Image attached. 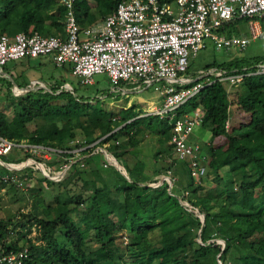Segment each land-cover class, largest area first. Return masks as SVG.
Segmentation results:
<instances>
[{
    "label": "trees",
    "instance_id": "obj_1",
    "mask_svg": "<svg viewBox=\"0 0 264 264\" xmlns=\"http://www.w3.org/2000/svg\"><path fill=\"white\" fill-rule=\"evenodd\" d=\"M120 1L76 0L80 27L103 20ZM65 15L61 0H0V33L64 35ZM240 20L224 32L234 35ZM257 61H213L205 71L215 69L214 78L243 74ZM3 73L0 99L12 103L14 115L0 110L1 135L59 149L93 145L61 176L49 177L38 165L15 170L0 165V188L7 185L3 174L24 171L35 183L58 185L52 204L37 207L42 189L35 187L33 210L0 216V257L27 249L22 264H264V76L246 75L238 85L218 79L182 106L180 112H204L192 139L208 155V171L197 181L188 161L181 160L185 173L177 164L167 119L143 115L136 104L109 108L110 90L80 81L81 88L65 85L60 77L44 88L27 80L19 84L14 76L25 92H6L3 86L12 82ZM148 133L160 144L144 154L154 160L152 173L140 156ZM13 150L4 161L36 158ZM39 162L59 174L65 158ZM30 168L42 179L28 174ZM78 182L82 187L75 189ZM33 228L35 239L29 237Z\"/></svg>",
    "mask_w": 264,
    "mask_h": 264
},
{
    "label": "built area",
    "instance_id": "obj_2",
    "mask_svg": "<svg viewBox=\"0 0 264 264\" xmlns=\"http://www.w3.org/2000/svg\"><path fill=\"white\" fill-rule=\"evenodd\" d=\"M61 4L66 9L64 35L0 33V68L10 61L51 57L59 67L70 65L73 76L82 85H94L98 75L106 74L114 91L124 95L128 91L122 88V83L145 81L148 88L162 82L161 86H156L162 102L156 107L152 104L146 115L169 121L174 154L189 162L191 174L197 181L204 177L208 171V155L203 153L201 143L192 139L194 130L203 123L204 112L201 108L180 112L182 106L218 79L238 85L244 82L246 75L264 76V58L248 73L214 78L213 69L192 78L186 74L190 56H196L207 47L206 39L219 50L239 51H244L253 41L264 40V0H121L101 23L87 28H81L78 23L76 0H61ZM239 19L247 20L249 36H230L224 32L226 25ZM92 145L59 149L14 142L0 133V165L12 170L38 165L51 177V171L46 170L39 159L61 156L65 158L59 166V175H62L82 156V151ZM14 148L36 158L20 163L4 161L3 157ZM168 174L172 175V171ZM2 179L7 184L23 187L28 176L24 172H11L3 174ZM26 257L28 250L24 249L3 254L0 262L22 264Z\"/></svg>",
    "mask_w": 264,
    "mask_h": 264
},
{
    "label": "rangeland",
    "instance_id": "obj_3",
    "mask_svg": "<svg viewBox=\"0 0 264 264\" xmlns=\"http://www.w3.org/2000/svg\"><path fill=\"white\" fill-rule=\"evenodd\" d=\"M91 1V0H89ZM234 34L237 36H249L250 35V29L249 25L247 23V20L243 19L240 21H237L235 23V26L233 27ZM237 33V34H236ZM207 47L202 49L196 56H190V64L189 69L187 71V76H190L192 78H195L197 76L202 75L204 72H206V66L209 63H212L213 61H216L218 64L225 62L227 60L230 61V59H238L243 60L244 58L248 59V62H255L257 60L264 58V40H256L253 41L244 51H239L238 49H217L213 42L209 39H206ZM256 58V60H254ZM251 59V60H250ZM254 60V61H252ZM20 63L22 61H19ZM12 64L18 63L17 61H12ZM52 64L48 62L47 67L45 66L43 68L44 71L53 70L54 72H57L55 67H51ZM2 68H0V71ZM15 75V74H14ZM6 77L10 82L13 83V80L10 78V76H3ZM25 78V77H24ZM0 83H5L4 79L0 78ZM7 83L8 85L3 86L4 91H12L16 94H23L24 91L22 89H16L15 83ZM38 82L33 83L35 86ZM67 84H71L74 87H79V80L74 76L69 75V78L66 79ZM32 84V82H31ZM38 87H44L41 86L40 83H38ZM95 85V86H94ZM94 85V88L100 89L102 92H106L110 90V97L109 101L107 102V106L112 109H118L120 106H125L126 104L128 106L132 104H136L138 107H141L143 109V112L146 115V110H148L151 105L153 104L154 107H156L158 104L162 102V96L159 94V92L156 90V86H161L162 82H157L148 88H146L147 83L145 81H140L138 83H122V88L126 91H128L127 95L121 94L120 92L114 91V86H112L108 82V76L106 74L98 75L96 77V83ZM1 87V86H0ZM91 89V88H90ZM92 91V90H91ZM127 96V98H126ZM126 98L125 101H123ZM128 100V101H127ZM0 110L5 111L10 117L14 115V110L12 103L10 101H5L0 99ZM141 150L140 156L144 157V154H146L147 149L149 147H160V144L157 142V138L153 134H147L141 143L139 144ZM154 150V149H153ZM14 150L10 151L9 154H15L13 153ZM18 152H16L17 154ZM8 154V155H9ZM19 154L21 152L19 151ZM149 157V156H148ZM144 157V160L148 163V169H151L149 173L153 172L152 164L154 163V160L152 158ZM14 159H16L14 157ZM179 168L185 173L186 167L183 163V161L178 160L177 162ZM26 169V168H25ZM28 169V168H27ZM29 171H33L34 174L37 173V176H35L38 179H42L41 172L37 171L35 168H30L27 173L29 174ZM25 172V171H24ZM53 176L59 175L58 173H51ZM210 184H213V182H210ZM42 189V193L38 192L39 196V204L40 209L44 206H47L49 204H52L54 202V197L56 194H58V185L51 186L48 185L44 181H39L37 183L34 182V178H31L24 184L23 187H12L10 184H7L6 186H2L0 188V216L1 217H14L19 215L22 212H29L30 210H33V204H34V198L31 193L32 188ZM40 187V188H39ZM75 189H79L82 187V182H78L77 186H74ZM44 204L41 206V204ZM37 235V232L35 231V228L32 229V232L29 234V237L35 239Z\"/></svg>",
    "mask_w": 264,
    "mask_h": 264
},
{
    "label": "crops",
    "instance_id": "obj_4",
    "mask_svg": "<svg viewBox=\"0 0 264 264\" xmlns=\"http://www.w3.org/2000/svg\"><path fill=\"white\" fill-rule=\"evenodd\" d=\"M95 9V8H94ZM95 11V10H94ZM103 20L99 21H87L82 28H87L96 24L101 23ZM18 63L12 64L10 61L8 63V66L6 67V72L4 71V67H2V70L0 72L3 73V76H10L16 77L18 80V83L24 84V81L27 80V82H38L41 86H44V88H47V85H50L52 81H57L58 78H64L65 80L69 78V75L73 76L71 72V66L65 65L63 67L57 66L51 57H39V58H24L22 60H16ZM19 61H22L21 63ZM48 62L52 64L51 67L57 68L54 72L53 70L44 71L43 68L46 66ZM15 74V75H14ZM25 77V78H24ZM74 77V76H73ZM36 85H39V84ZM67 83L65 82V85ZM16 89H22L25 92V87H19L17 84H15ZM32 89V88H30ZM20 95V94H19Z\"/></svg>",
    "mask_w": 264,
    "mask_h": 264
},
{
    "label": "clouds",
    "instance_id": "obj_5",
    "mask_svg": "<svg viewBox=\"0 0 264 264\" xmlns=\"http://www.w3.org/2000/svg\"><path fill=\"white\" fill-rule=\"evenodd\" d=\"M235 35V34H234Z\"/></svg>",
    "mask_w": 264,
    "mask_h": 264
}]
</instances>
